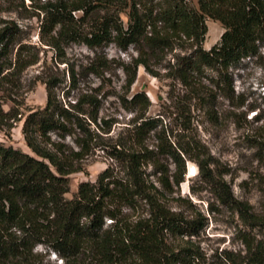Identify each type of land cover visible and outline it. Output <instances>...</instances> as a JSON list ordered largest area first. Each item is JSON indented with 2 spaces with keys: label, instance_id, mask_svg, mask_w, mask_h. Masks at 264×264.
<instances>
[{
  "label": "trees",
  "instance_id": "trees-1",
  "mask_svg": "<svg viewBox=\"0 0 264 264\" xmlns=\"http://www.w3.org/2000/svg\"><path fill=\"white\" fill-rule=\"evenodd\" d=\"M126 3L43 2L37 8L42 15L39 34L48 38L47 46L58 50L69 43L91 50L115 44L122 52L132 47L136 56L121 69L126 94L140 66L159 77L151 63L177 47L186 53L169 64L166 77L195 92L194 86H205L207 100L216 92L229 100L235 98L233 72L256 58L264 44V0H196L197 7L189 0ZM206 18L224 29L209 50L202 46ZM18 35L13 25L0 27V81L13 65ZM21 52L17 50L14 56L16 64ZM111 62L115 61L103 58L99 66L104 69ZM90 67L98 74V67ZM68 80L69 89L61 98L56 92L58 81L45 80V105L24 116L21 131L30 154L0 143V264H36L33 252L38 246L47 256L55 255L60 264H264V232H238V250L216 252L208 261L192 248L170 243V238L196 237L204 217L198 213V218L189 220L165 204L166 197L184 181L185 162L183 154L170 146L166 152L172 160L170 169L154 162L153 151L143 146L157 123L146 117L150 101L145 92L118 97L122 110L132 114L122 130L126 137H119L108 152L122 166L121 172L107 167L95 182L80 183L75 196L66 199L69 176L83 171V161L93 149L106 146L104 138L117 123L115 118L99 117L101 99L96 89L71 101L70 88L77 82L72 68ZM6 116L0 107V124ZM67 138L73 147L65 144ZM256 149L264 161V141H257ZM184 153L189 156L190 151ZM188 159L194 162L199 181L221 205L237 212L244 226L264 229V220L234 197L210 157L200 159L195 152ZM148 163L154 167L151 174L144 169ZM176 201L185 202L180 197ZM138 205L146 208L144 215L132 219L125 210L134 212Z\"/></svg>",
  "mask_w": 264,
  "mask_h": 264
},
{
  "label": "rangeland",
  "instance_id": "rangeland-1",
  "mask_svg": "<svg viewBox=\"0 0 264 264\" xmlns=\"http://www.w3.org/2000/svg\"><path fill=\"white\" fill-rule=\"evenodd\" d=\"M46 1L49 0H0V27L8 23L19 30V43L11 58L13 65L4 73L6 78L0 81V107L7 114L0 124V143L30 154L21 131L23 118L29 111L45 105V80L58 81L56 92L61 98L69 89L68 69L72 68L77 82L74 89L70 88L71 101L96 89L101 99L99 117L115 118L117 122L104 138L106 146L93 149L83 161V171L69 176V191L65 198L72 199L80 183L95 182L107 167L113 168L115 173L121 172L122 166L108 152L119 137H126L122 130L132 114L122 110L118 97L145 92L150 101L146 117L156 119L157 123L146 135L143 146L153 151L154 162L169 165L170 169L172 160L166 152L171 147L183 154L185 162L184 181L174 188L176 193L166 197L165 204L171 210L181 211L189 220L198 218V213L204 217V226L196 237L170 238V243L177 248H192L208 261L216 252L238 250V232H264V229L252 230L244 226L237 212L221 205L209 187L199 181L197 168L188 159L195 152L199 153L200 159L210 157L213 168L234 197L248 204L251 213L264 220V161L258 158L256 149V142L264 141V44L256 58L245 61L233 72V100L219 92L207 100L205 86H194L195 92L166 77L169 64H173L177 55L186 53L177 47L161 54L162 60L151 63L159 77H153L140 66L136 80L126 94L121 69L136 56L134 49L129 47L122 52L115 44L103 50H91L77 43L64 44L60 50L47 46L48 38L39 34L42 15L37 9ZM132 1L126 0V4ZM189 1L197 7L196 0ZM79 15L75 13V16ZM120 17L126 23L125 13ZM205 25L207 33L202 46L209 50L219 41L224 29L219 22L209 18ZM20 49L22 54L16 64L14 56ZM103 58L115 62L101 69L99 65ZM90 64L99 68L98 74L92 72ZM65 144L73 147L69 138ZM184 150L190 151L189 156ZM144 169L146 174L154 171L152 163ZM178 197L185 202L176 201ZM145 210L143 205H138L134 212H125L135 219L144 215ZM109 222L107 220L106 225ZM33 253L38 259L36 264H60L55 255L47 256L39 246Z\"/></svg>",
  "mask_w": 264,
  "mask_h": 264
}]
</instances>
